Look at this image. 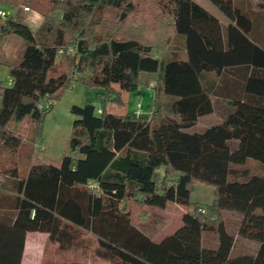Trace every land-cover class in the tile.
Masks as SVG:
<instances>
[{"label": "trees", "instance_id": "obj_1", "mask_svg": "<svg viewBox=\"0 0 264 264\" xmlns=\"http://www.w3.org/2000/svg\"><path fill=\"white\" fill-rule=\"evenodd\" d=\"M209 1L226 28L193 0H48L35 30L22 5L0 18V67L11 79L0 83V188L16 182L5 199L15 214H0V264H23L28 233L64 249L86 235L111 264H264V172L229 177L248 161L264 168V0ZM179 38L186 60L153 56ZM10 40L14 59L3 58ZM160 72L155 113L109 111L138 91L143 74ZM73 84L104 93L71 108L59 164H31L22 175V152L36 153L37 131ZM46 100L52 107L42 108ZM134 167L150 170L151 191ZM197 183L215 191L205 209L192 201ZM170 204L184 209L183 225L155 242L137 221ZM225 214L235 215L232 228Z\"/></svg>", "mask_w": 264, "mask_h": 264}, {"label": "rangeland", "instance_id": "obj_2", "mask_svg": "<svg viewBox=\"0 0 264 264\" xmlns=\"http://www.w3.org/2000/svg\"><path fill=\"white\" fill-rule=\"evenodd\" d=\"M31 6L25 5L26 0H0V10L5 11L7 14L15 15L18 11V6L22 5L23 8L29 7L30 12H25L28 18V23L33 30L39 28L44 21L45 14L47 13L48 0H32ZM199 5L210 9L213 13H216L222 20L225 19L223 12L218 10L209 0H193ZM153 12H156L155 10ZM55 17L60 18V14H54ZM139 33V34H138ZM139 38L145 34L138 32ZM172 44L167 49L158 48L153 51V56L158 58L161 63L173 58ZM18 54L17 42L10 40L5 47V53L3 58L14 59ZM151 76H155L152 74ZM10 77V70L7 67H0V83L7 86L4 82ZM154 84L161 79V75L155 76ZM5 79V80H4ZM154 87V86H153ZM97 89H87L82 85H77L75 89L69 90L65 93L62 99L57 101L54 105L53 111L48 115L44 124L40 127L38 134V140H36L35 154L31 153L28 148H25L22 152V158L20 161V170L22 175L27 173L28 167L33 164L41 163L40 158L45 156L49 159L50 164L58 165L62 160L68 141L73 131V124L75 116L71 113L73 106L83 107L87 104H91V99L95 101ZM100 93V92H99ZM94 105V104H92ZM1 106V105H0ZM218 116L214 115L208 118L202 119L201 123L206 126L208 123H213L217 120ZM261 124L264 125V114L261 115ZM35 128L30 131L29 136L33 137ZM43 150V151H42ZM132 175H138L139 181L149 191V184L152 182L148 179L149 169H141L134 167L132 169ZM264 172V168L257 162L248 161L243 166H232L230 170V180L246 181L253 176L260 175ZM214 188L205 184L197 183L194 186L192 192V201L199 203L205 209L214 200ZM185 211L180 206L169 205L166 209L150 208L147 209L144 214L146 215L145 222L137 221L138 225L146 232L153 235L155 242H160L166 237L172 235L182 225V218ZM225 219L231 225L235 223V215L225 214ZM206 244L213 243L215 237L212 233L205 234ZM33 244L30 242L27 253L30 256L33 254ZM42 248V264H111V262L100 258L97 255L98 244L95 240L86 235L75 240L66 249L62 248L59 244L48 241L41 244Z\"/></svg>", "mask_w": 264, "mask_h": 264}, {"label": "crops", "instance_id": "obj_3", "mask_svg": "<svg viewBox=\"0 0 264 264\" xmlns=\"http://www.w3.org/2000/svg\"><path fill=\"white\" fill-rule=\"evenodd\" d=\"M203 8L206 9L209 13H211L215 17H217L218 19H220L224 28L227 27V25H228L227 20L226 21H225V19L222 20V18H220L218 15H216V13H213L210 9H208L206 7H203ZM172 51L173 52H171V53H173V58L181 57L184 60H186L185 39L179 38V42L176 45L172 46ZM165 63H163V64H165ZM151 75L152 74H143L142 78H141L140 86L138 88V91L135 93H132V94L124 93L123 94V101H124L123 105L122 106L110 105L109 111L111 113H114V114H126L129 112H136V113L144 114L147 116H151L153 113H155L156 112V108L154 106L155 85H153V84H154V80L156 78L155 76L161 75V78H162V73L160 72V73L154 74L155 76H151ZM159 80H161V79H159ZM4 82L9 87L11 85L10 77L8 79H6V81H4ZM76 86H77L76 84H73L71 86V90L75 89ZM95 91H96V99H95V101H93V99H91V101H90L91 104H98L99 103L98 95L101 93H104L103 90H99V89H97ZM0 105H1V99H0ZM230 107L242 108L243 106L238 104V103H231ZM40 161H41V163L36 164V165L50 163L49 159L45 156H42L40 158ZM27 173H28V170H27ZM27 173H26V175H27ZM158 173L163 176L164 169L159 170ZM0 180H1V177H0ZM12 183L13 184L10 186L9 185L5 186L4 189L0 188V214H2V216L9 214L11 217L12 215L15 214L14 213L15 211L12 209L11 206H8V203L5 200L6 198H11V197L16 195V191L13 188L16 185L15 184L16 182L14 181ZM174 206H177V205H174ZM48 241H50L48 234H45V233H28L27 238H26V248H25V253L23 256L22 263L23 264H42L43 259L41 258L42 257L41 244L42 243L44 244ZM30 242H34V244H33V254H31L29 256L27 253V249H28Z\"/></svg>", "mask_w": 264, "mask_h": 264}, {"label": "built area", "instance_id": "obj_4", "mask_svg": "<svg viewBox=\"0 0 264 264\" xmlns=\"http://www.w3.org/2000/svg\"><path fill=\"white\" fill-rule=\"evenodd\" d=\"M24 11H25V12H30V9H29L28 7H25V8H24ZM8 15H10V14H7L5 11L0 10V18H1V19L5 20V19L8 17ZM52 105H53L52 101H50V100H46V101H44V102L42 103V108H44V109H48V108L52 107ZM98 109H99V111H101L100 106H99ZM138 114H140V113H138ZM94 186H95V184H94ZM202 212H204V210H202Z\"/></svg>", "mask_w": 264, "mask_h": 264}]
</instances>
